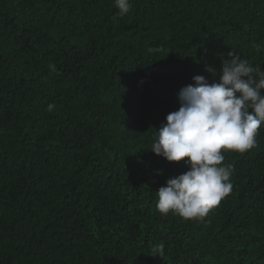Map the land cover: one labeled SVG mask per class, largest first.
<instances>
[{"label":"trees","instance_id":"obj_1","mask_svg":"<svg viewBox=\"0 0 264 264\" xmlns=\"http://www.w3.org/2000/svg\"><path fill=\"white\" fill-rule=\"evenodd\" d=\"M131 4L0 0V264H264V124L200 220L157 210L189 166L150 150L193 76L264 70V0Z\"/></svg>","mask_w":264,"mask_h":264},{"label":"clouds","instance_id":"obj_2","mask_svg":"<svg viewBox=\"0 0 264 264\" xmlns=\"http://www.w3.org/2000/svg\"><path fill=\"white\" fill-rule=\"evenodd\" d=\"M119 15L130 12L131 0H114ZM222 61L219 82L203 75L180 89V107L166 116L150 150L169 162L184 161L186 172L166 181L156 192L157 210L188 220L203 219L230 194L234 168L223 163L224 151L243 153L253 148L264 124V70L235 53ZM56 71L55 65H50ZM208 71L215 72L208 68ZM54 105H48L52 111ZM187 158V159H185ZM164 245L158 246L160 255Z\"/></svg>","mask_w":264,"mask_h":264}]
</instances>
